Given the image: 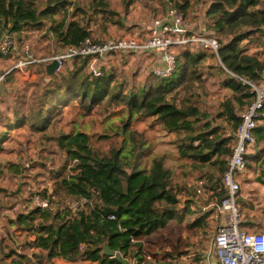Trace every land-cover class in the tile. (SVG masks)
I'll use <instances>...</instances> for the list:
<instances>
[{
	"label": "trees",
	"instance_id": "1",
	"mask_svg": "<svg viewBox=\"0 0 264 264\" xmlns=\"http://www.w3.org/2000/svg\"><path fill=\"white\" fill-rule=\"evenodd\" d=\"M200 1L164 0V3L187 12ZM206 4L204 16L208 25L205 26L218 38V51L225 66L239 76L229 78L231 87L248 90L245 95L248 106L255 94L241 78L259 84L264 78V60L242 54L239 33H264V0H206ZM91 5L102 11L108 6L104 0H91ZM70 7L74 9L72 13ZM79 12H84V8L73 0H0V36L14 33L22 43L26 33L42 34L49 27L44 37L50 38L52 34L53 42L63 51L92 38L88 23L75 18ZM130 52L135 51L122 53ZM203 56L199 49L184 51L176 57V66L169 76L153 72L138 90L129 88L125 81L119 83L115 71L105 66L103 75H92L88 71L90 56L70 58L51 78L45 75V64L40 63L35 69L37 78L23 81L22 87L25 84L32 87V96L27 98L23 94L26 88H22L12 105L0 110V149L12 139L11 130L28 128L41 139L56 140L62 152V165L56 170L53 165L50 167L53 189L36 193L48 198L50 206L20 212L13 220L18 229L36 233L39 247L47 250L48 264H55L56 257L119 264L116 258L102 254V244L108 242L122 254L132 245L136 251L142 250L146 238L165 228L174 215L178 216L179 194L186 189L185 184L173 179L164 156L155 157L149 169L142 167L146 148L142 139L131 135L130 140L105 150L98 141H93L90 132L79 126L77 130H65L62 121L67 111L85 115L102 107L105 113H110L122 106L131 116L152 117L167 133L179 137L181 157L191 159L194 167L220 164L224 175L228 163L222 156L232 154V137L224 135L222 126L203 109L196 84L202 78L199 63ZM235 107L230 99L218 108L224 112L230 110L228 122L234 131L242 122ZM263 111L264 108L261 114ZM258 130L263 128L256 127L254 136ZM40 157V161L33 160V165L46 167L49 156L42 153ZM22 168L13 162L8 167L15 176L22 173ZM5 170V162L0 160V175ZM0 189L9 191L7 187ZM226 195L223 191L218 201ZM76 200L80 203L74 210L71 204ZM82 244L86 245L84 249ZM18 256L13 264H23V259H28L25 254ZM167 256L173 257L171 252ZM139 264L153 263L141 259ZM159 264L173 263L166 260Z\"/></svg>",
	"mask_w": 264,
	"mask_h": 264
},
{
	"label": "rangeland",
	"instance_id": "2",
	"mask_svg": "<svg viewBox=\"0 0 264 264\" xmlns=\"http://www.w3.org/2000/svg\"><path fill=\"white\" fill-rule=\"evenodd\" d=\"M73 1H77L84 8V12H79L75 18L85 24L88 23L92 32V39L97 42H105L122 37H139L144 40L147 38L148 28L153 20L164 18L169 6L164 3V0H104L107 1L108 6L105 11H102L91 5V0ZM206 7V0H202L191 6L187 12L183 11V13L187 16L190 23H197L201 21V18L205 20L204 12ZM73 10V7H70L71 13ZM47 33H49L48 29L42 34L40 31L34 34L26 33L25 41L30 44L36 56H41V54H44L43 56H53L62 51L59 46L54 47L55 43L50 42L49 38L44 37ZM2 37L3 35L0 36V41ZM41 38H44L49 43L41 42L40 45L38 39L41 41ZM51 47L54 49L52 50ZM148 51L137 50L127 55L121 52L109 54L103 59V65L105 69L115 71L119 83L125 81L129 88L138 90L146 83L150 74L155 72L154 68L156 67H153V64L156 61V57L155 54H151ZM4 59L6 57L0 55V62ZM93 59L91 57V62H93ZM217 63L222 65L220 61ZM88 71L91 72V66H89ZM20 83L23 86V82L21 81ZM214 87L216 86H212L211 90ZM22 88H26L23 94H26L27 98H29L32 87L25 84ZM13 97L15 99L14 95ZM11 105V102H0V109ZM113 111L105 113L102 107L95 108L92 113L85 115L76 113L74 110L67 111V116L62 121V125L67 131L71 129L77 130V126H79L80 129L90 132L93 141H98L105 150L112 146H119L124 140H130L131 135L137 139H142L146 144H144L146 148L143 152L142 167L149 169L152 160L162 155L165 157V165L172 170L173 179L177 182L183 183L186 180L189 186L191 184L195 186L196 183L193 182L205 174L200 169L191 172L193 163L191 161H188V163L186 158L181 157L179 154V137L175 133H167L152 117L138 114L131 116L128 110L122 106L113 108ZM117 132L120 135H117ZM102 134H104V137H100ZM106 134L108 135L106 136ZM11 136L12 139L6 142V147L0 149V160L5 162L6 166L5 173L0 175V187H7L8 192H10L0 191V263L2 264H13V259H18L19 257L16 254H11V250H14V252L16 250L13 244V237L16 231L20 230L13 223V220L17 218L20 212L24 213L32 209V199L37 192H42L44 189L49 191L53 189L54 180L50 167L53 165V170H56L63 163L62 152H60L56 140L46 141L43 138L41 139L39 134H32V131H29L28 128H15L11 130ZM42 153L49 156L46 159L47 166L33 165V160H41L40 155ZM12 162L23 166L22 173L16 176L10 173L8 167ZM20 181H22L20 191L15 193ZM199 201L200 203L203 201L209 202L210 199L204 197V199L199 198ZM212 202H215V200H212ZM75 207L76 205H74ZM196 212V217L207 218L205 219V224L200 226L199 232L201 233L197 237L202 235L201 237L204 238L205 244L203 249L205 251L208 250L209 253L216 227L219 224V216L217 211L210 207L204 208V210L197 207ZM177 229L178 227L174 223L170 225L168 221V226L164 231L156 232L155 244L160 245L164 240L168 243L166 238H168L170 230L176 232ZM22 230L24 232L18 237L20 239L19 244L27 237L26 233L28 230ZM35 252L33 250L32 252L18 254H26L28 257L29 254H32V258H30L33 261L35 256L33 253ZM36 256L40 258L38 253H36ZM28 259H23V264H28Z\"/></svg>",
	"mask_w": 264,
	"mask_h": 264
},
{
	"label": "crops",
	"instance_id": "3",
	"mask_svg": "<svg viewBox=\"0 0 264 264\" xmlns=\"http://www.w3.org/2000/svg\"><path fill=\"white\" fill-rule=\"evenodd\" d=\"M202 21V22H201ZM200 22L190 23L192 28L197 31H207L209 27H206V21L201 18ZM204 22V24H202ZM49 28V27H48ZM50 30V29H49ZM211 32V30H209ZM49 32V31H48ZM30 33V32H29ZM33 34V33H32ZM240 41L238 42L242 49V54H248L257 57L259 60H264V33H239ZM50 42H53L52 36H50ZM39 44L41 42H46L44 38L38 39ZM198 43H188L174 49L176 57L181 56L184 51H196L202 53L203 60L199 63V68L202 71V78L196 84L197 92L201 95V102L203 104V109L206 110L211 118H215V123L222 126L221 132L232 137V146L234 142L235 131L230 127L228 122L230 110L224 112L219 110V106H222V102L233 100L236 105L235 110L239 116L241 112L247 107L248 99L245 98L248 90L237 91L234 90L231 85L229 78L232 76L239 77L232 71H230L223 63L220 54H216L211 49H207L200 45L197 47ZM54 47H58L55 45ZM52 50L54 49L51 47ZM60 51V50H59ZM61 52V51H60ZM151 54H155L156 61L153 67H165L167 63L164 60V51L159 49L149 50ZM44 55V54H43ZM41 54L42 57L43 56ZM46 55V54H45ZM2 56V55H1ZM18 55L15 53L13 56H7L6 59L0 62V73L6 71L11 67L17 60ZM221 61L222 65L217 62ZM39 67L35 65V68ZM24 81V77L20 70H14L9 74L7 80L3 82L5 90L0 91V102H13V95L15 96L21 89V83ZM259 85L264 88V78L259 81ZM212 86H216L211 90ZM11 98V100H10ZM242 100V101H241ZM245 103V104H244ZM0 110H4L3 107ZM224 110V109H223ZM222 111V112H221ZM263 128V130H258L255 134L254 142L247 145V151L245 154L246 159V169L243 173L239 175V180L242 186L241 192L239 194V206L243 216V227L249 231H262L264 232V111L258 121L257 129ZM230 155L224 154L222 160L229 159ZM187 162L193 161L186 158ZM189 163V162H188ZM193 170H202L204 175L198 177L195 186L191 184L188 185L187 181L184 180L180 183L186 186V189L179 194L180 203L178 207V216L174 215L169 219V224H175L178 227L177 231L170 230L167 239L168 243L163 241L160 245H156L154 238L156 237V232L164 231L165 228L154 231L149 238L144 240V246L142 250L136 251L135 247L132 245L128 247L127 252L123 253L130 264L136 259H141L143 261L152 262L153 264H159L166 260L171 261L173 264H208V250H204V238L200 236L197 237L200 230V226L205 224V219L202 217H196L197 207L202 210L204 208L210 207L215 210L212 204L218 202L220 194L226 191L223 183V171L221 170L220 164L211 165H200V167H194L191 165ZM209 198V202L203 201L200 203V199ZM215 200V202H212ZM201 220L199 224H195L197 221ZM217 221V220H216ZM24 230L20 229L16 231L13 237V244L15 247V252L12 255H19L18 247L20 244H25V246H31L37 241L36 233L32 231H27V237L24 238L23 242L19 244V235L23 233ZM197 234H195V233ZM207 236V235H206ZM170 237V238H169ZM209 237V235H208ZM203 239V240H201ZM18 246V247H17ZM17 251V252H16ZM33 253L34 259L31 260L32 254H29V259L31 264H48L47 260V250L38 247ZM172 253V258L168 259L167 253ZM36 253L40 255L37 258ZM41 253V254H40ZM28 254V253H27ZM151 254V258H147L146 255ZM31 257V258H30ZM46 257V258H45ZM19 258V257H18ZM138 262V261H137ZM138 262V264H139ZM55 264H100L99 261H91L85 259H78L75 261L67 260L64 258L56 257L54 259Z\"/></svg>",
	"mask_w": 264,
	"mask_h": 264
},
{
	"label": "built area",
	"instance_id": "4",
	"mask_svg": "<svg viewBox=\"0 0 264 264\" xmlns=\"http://www.w3.org/2000/svg\"><path fill=\"white\" fill-rule=\"evenodd\" d=\"M202 22V21H201ZM146 39L139 37H122L110 39L105 42H97L87 38L79 46H71L56 55L36 56L30 44L26 41L20 43L16 34L5 33L0 41V53L2 56L18 55L16 62L6 71L0 73V84L5 82L14 70H20L24 81L31 82L37 78L35 65L51 62L54 58L60 60L56 72L63 69L65 62L75 56H91V74L95 77L103 75V59L109 54L129 52L131 50L164 51L165 67L156 66L155 73L167 77L176 66V47L198 43L207 49L219 54V40L209 30H194L183 11L174 5H169L164 18H156L148 28ZM37 31H31L35 33ZM221 62V61H220ZM222 63V62H221ZM243 83L251 87L255 94L253 101L241 113L242 122L234 133L233 152L228 159V167L223 175V183L227 195L220 201L212 204L219 216V224L216 227L208 253V264H264V232L249 231L242 225V212L239 206V194L242 186L239 175L246 169L245 154L247 145L254 142V129L258 125L261 111L264 108V88L251 80L243 79ZM83 201V200H82ZM84 202V201H83ZM33 207L46 208L50 206V200L40 194L32 199ZM79 201L71 204L77 209ZM74 205L76 207L74 208ZM111 218H114L112 215ZM38 242L31 246L20 244L18 252H32L38 248ZM86 245L82 244L81 249ZM24 250V251H23ZM151 258V254L146 255ZM139 262V259H137Z\"/></svg>",
	"mask_w": 264,
	"mask_h": 264
},
{
	"label": "water",
	"instance_id": "5",
	"mask_svg": "<svg viewBox=\"0 0 264 264\" xmlns=\"http://www.w3.org/2000/svg\"><path fill=\"white\" fill-rule=\"evenodd\" d=\"M206 25H208V23H206ZM47 29L49 31V28ZM59 64H60V60L58 58H54L51 62L45 65V75L47 78H51L56 73V70L58 69ZM3 90H5V86L2 83L0 84V91H3ZM21 186H22V181L19 182V187L17 188L15 193H18L20 191ZM102 248H103L102 254L109 256V257L116 258L119 264H130L129 260L126 257H124V254L112 249L108 242H105L104 244H102ZM131 264H138L137 259Z\"/></svg>",
	"mask_w": 264,
	"mask_h": 264
}]
</instances>
